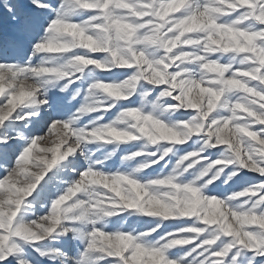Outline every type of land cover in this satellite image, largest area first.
Returning <instances> with one entry per match:
<instances>
[{
  "label": "snow or ice",
  "instance_id": "6c2138e0",
  "mask_svg": "<svg viewBox=\"0 0 264 264\" xmlns=\"http://www.w3.org/2000/svg\"><path fill=\"white\" fill-rule=\"evenodd\" d=\"M170 2L171 0H122L123 4L133 5L144 11ZM196 2L197 0H185V3L178 10L169 13L166 19H183L189 14V5L195 8ZM252 2L258 9L264 5V0ZM83 3L84 0H0V221H9L7 226H0V264H244V261L249 264H264V228L260 224L247 225L244 231L250 236L244 239L221 234L218 240L211 242L208 231L216 225L187 217L166 220L163 223L154 220L148 223L147 227L133 231L129 227H119L123 218L120 216L114 218L107 228L96 223L94 226L98 231L93 232L91 226L83 231L78 227L85 222L84 217L64 215L72 208L79 207L80 201L91 203L85 196L90 187L98 186L108 193L114 191L113 185L132 184L135 181L144 183L143 176L129 175L122 168L109 163L113 160L107 158L112 155L108 150L112 145H109L108 149H100L99 141L90 142L85 135L90 133L97 123H107L114 114L124 109L136 108L134 98H130L118 100L111 107L106 104L99 112L85 110L86 73L94 66L92 63L83 69V74L79 71L71 75L59 73L61 78L56 82V86L47 90L39 85L24 83L28 73L49 67L43 63L42 58L82 56L88 61L101 59L103 53L82 48L66 47L58 50L65 38H69L65 31L66 26H80L88 21L99 22L101 7L95 6V0H88V7H82ZM99 3L103 5L104 0H99ZM111 7L112 4H109L108 8ZM117 11L128 15V8H120ZM237 14L234 13L233 16ZM93 17L96 20H92ZM153 19V16L146 15L137 22L143 23ZM261 28H264V24L256 25L257 31ZM189 35L194 36L195 33ZM180 51L191 49L181 47L169 55L173 56ZM16 54H20L22 58L13 59ZM227 55L224 54L220 63L225 62ZM217 56L211 58L216 59ZM252 67L259 69L255 78L244 66L233 65L231 71L239 68L247 72L238 78L247 83V87L252 90L250 98L255 101L251 105L254 115L247 119L256 122L251 124L249 131L256 133L258 140L264 141V123L259 122L264 119V82L261 79L264 78V67L259 63L253 64ZM136 71L135 65L114 68L109 72L97 69L98 79L104 83L118 82V77H129ZM168 71L175 72L177 68L173 65ZM100 73L112 75L102 76ZM228 75H231V72ZM32 79L38 77L33 76ZM162 87L166 85H161L156 91L159 92ZM60 88H64V91H58ZM53 90L59 93L71 92L63 107L55 112L51 111L52 105L49 103L52 99L49 93ZM20 93L27 94L24 101L18 104L10 103ZM74 94L75 98L69 102V97ZM172 95L176 93L173 92ZM41 100L44 103L39 104ZM31 101L38 104V112L33 107H25V103ZM168 103L175 104L177 101L169 98ZM220 114L214 111L208 122ZM128 115L145 120L150 116L149 113L139 110L129 112ZM191 115H194L191 109L186 111L182 108L177 114V119H186ZM97 117L101 119L97 121ZM226 148L227 143H220L200 152V157H207L201 164L219 159L220 153ZM136 150L135 141L120 145V152L131 153ZM194 151L193 142L189 140L177 145L176 156L169 154L158 160L161 153L157 152L151 159L158 162L153 164L148 172L153 178L161 179L157 174L162 168L166 171V165L170 167L176 158ZM116 156H119V152ZM195 159L198 157L193 156L184 163L187 165ZM256 159L259 168L264 169V161L258 157ZM192 171L193 169H189L185 177L191 175ZM233 172L235 175L225 184V177ZM209 176L204 177V180L209 179ZM245 189H249L251 195L240 197L229 204V207L237 211L234 205L247 201L242 210L247 211L249 207L256 205L250 214L264 219L261 215L264 213V174L258 170H249L247 166L242 167L239 164L229 165L220 179L201 189L200 193L192 189L190 191L194 196L202 194L228 203L225 200L227 196ZM27 208L32 209L30 215L25 213ZM38 218H44L45 223L41 224ZM31 221H35V224L31 228V234L26 235L18 225ZM140 223L143 225L145 222ZM182 229L188 231H180ZM197 229L202 231L197 233ZM181 236L192 239L168 244V241L178 240ZM94 237L102 239L103 245L101 246ZM241 256L244 261H241Z\"/></svg>",
  "mask_w": 264,
  "mask_h": 264
},
{
  "label": "clouds",
  "instance_id": "9594fccd",
  "mask_svg": "<svg viewBox=\"0 0 264 264\" xmlns=\"http://www.w3.org/2000/svg\"><path fill=\"white\" fill-rule=\"evenodd\" d=\"M184 3L185 0H171L167 5L144 11L133 5H125L121 0H104L103 5L95 0V6L102 9L99 22L88 21L80 26H66L69 38H65L58 50L66 47L82 48L103 53L101 59L88 61L82 56H50L42 58L43 63L49 67L30 72L24 78L26 85H39L47 90L56 86L61 78L59 73L71 75L79 71L83 74V69L92 63L94 66L86 73V111L99 112L106 104L111 107L118 100L134 98L136 108L114 114L107 123H97L85 135L90 142L99 141L100 149H108L112 145L108 149L112 155L107 158L111 160L118 157L117 168H122L132 176H143L144 183L135 181L132 184L113 185L114 191L108 193L98 186L90 187L85 196L91 203L80 201L79 207L64 213L69 217H84L85 222L78 225L81 231L91 226L92 231L97 232L94 226L96 223L107 228L114 218L120 216L123 218L119 227H129L133 231L147 227L154 220L163 223L184 217L215 224L216 227L208 231L211 242L218 240L221 234L241 239L249 237L250 234L244 231L249 224H260L264 228V219L250 214L256 205L247 211L242 210L247 201L234 205L237 211L229 207L240 197L250 196L249 189L227 196L225 200L228 203L202 194L194 196L190 191L192 189L200 193L201 189L220 179L225 169L233 164L247 166L249 170H258L264 174V169L259 168L256 159L258 157L264 161V141L258 140L257 134L249 131L251 124L256 121L247 119L254 115L251 105L255 101L250 98L252 90L247 87V83L238 78L247 72H252L255 78L259 73L258 68L252 67L255 63L264 67V28L256 30L257 24H264V5L258 9L252 0H197L195 8L189 5V14L183 19H166L169 13L178 10ZM109 4H112L111 8H108ZM81 6L88 7V0H84ZM104 8L108 10L103 11ZM120 8H128V15L120 14L117 11ZM234 13L238 14L233 16ZM146 15L155 19L137 22ZM185 46L191 51L169 55L175 49ZM224 54H228L227 59L220 63ZM212 56L217 58L212 59ZM133 65L137 71L132 76L120 78L118 82L104 83L98 79L97 69L109 72L114 68ZM173 65L177 71L169 72L168 69ZM233 65L244 66L247 72L239 68L231 71ZM229 72L231 75H228ZM33 76L38 79H32ZM261 79L264 82V78ZM161 85L166 87L157 92L156 89ZM58 91L62 92L64 88ZM173 92L176 95H172ZM26 95L20 93L10 103L18 104L24 101ZM233 96L235 99H232ZM74 98L75 94L69 97V102ZM169 98L177 103L169 104ZM42 103L43 100L39 101V104ZM25 107L39 111L35 101L25 103ZM182 108L186 111L191 109L194 115L177 119ZM137 110L149 113V119L128 115ZM214 111L221 114L209 123ZM96 119L99 121L101 117ZM259 122L264 123V119ZM189 140H192L195 151L176 158L170 167L165 166L166 171L162 168L157 174L161 179L153 178L148 169L164 156H176L177 145ZM131 141L136 142L137 150L131 153L120 152V145ZM220 143H227L220 158L201 164L207 157H200L199 153ZM117 152L119 156H116ZM157 152L161 153L158 160H152L151 157ZM193 156L198 159L185 165L184 161ZM198 164L201 166L196 167ZM189 169L193 171L185 177ZM233 175L234 172L229 173L224 183ZM206 176L209 179L204 180ZM31 212V208L25 209L26 214L30 215ZM261 215L264 216V213ZM38 219L41 224L45 223L44 218ZM140 221L145 223L142 225ZM8 224L7 220L0 221V226ZM34 224L35 221L20 223L18 227L30 235ZM196 231L199 233L202 230ZM94 239L103 245L102 239ZM190 239L192 237L181 236L178 240L168 241V244ZM241 261H244L243 256ZM244 264L249 262L244 261Z\"/></svg>",
  "mask_w": 264,
  "mask_h": 264
},
{
  "label": "rangeland",
  "instance_id": "374dc122",
  "mask_svg": "<svg viewBox=\"0 0 264 264\" xmlns=\"http://www.w3.org/2000/svg\"><path fill=\"white\" fill-rule=\"evenodd\" d=\"M122 2V0H121ZM93 55H97V54H93ZM13 59H16V58H22V56L20 54H16L12 57ZM48 57H46L45 59H47ZM99 75V73H98ZM100 75L102 76H110L112 74L110 73H100ZM118 78H124V77H118ZM86 87V85H85ZM49 95L52 97V99L49 101V103L52 105V109L51 111L52 112H55L58 108L60 107H63L64 105V101L67 100V97L69 95H71V92H68V93H59L58 91L56 90H53L49 93ZM47 113H42V115H45ZM118 157L117 158H114L112 161H109V163H113L116 165V161H117ZM258 175V174H256Z\"/></svg>",
  "mask_w": 264,
  "mask_h": 264
}]
</instances>
